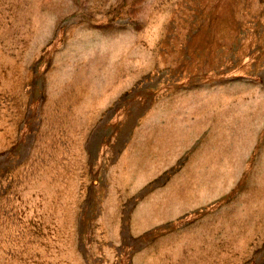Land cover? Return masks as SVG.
Segmentation results:
<instances>
[{
  "label": "rangeland",
  "instance_id": "374dc122",
  "mask_svg": "<svg viewBox=\"0 0 264 264\" xmlns=\"http://www.w3.org/2000/svg\"><path fill=\"white\" fill-rule=\"evenodd\" d=\"M0 264H264V0H0Z\"/></svg>",
  "mask_w": 264,
  "mask_h": 264
},
{
  "label": "bare ground",
  "instance_id": "6f19581e",
  "mask_svg": "<svg viewBox=\"0 0 264 264\" xmlns=\"http://www.w3.org/2000/svg\"><path fill=\"white\" fill-rule=\"evenodd\" d=\"M112 58V57H111ZM243 140V139H242ZM208 169V168H207Z\"/></svg>",
  "mask_w": 264,
  "mask_h": 264
}]
</instances>
